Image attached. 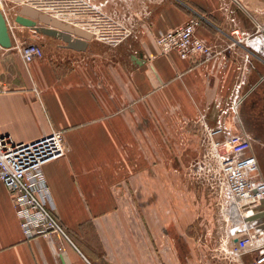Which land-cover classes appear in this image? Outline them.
Masks as SVG:
<instances>
[{
    "label": "crops",
    "instance_id": "1",
    "mask_svg": "<svg viewBox=\"0 0 264 264\" xmlns=\"http://www.w3.org/2000/svg\"><path fill=\"white\" fill-rule=\"evenodd\" d=\"M91 5L99 11L79 20L94 33L85 51L14 23L13 47H0V137L23 143L64 132L66 155L43 171L72 242L25 237L0 182V264H189L199 252L182 232L194 221L182 196L194 188L178 178L202 159L207 131L237 84L242 95L254 77L264 80V0H243V9L232 0ZM193 18L201 20L196 36L216 55L163 53L159 34ZM117 23L131 28L127 37L104 30ZM236 29L252 36L248 44L237 42ZM34 41L44 57L25 64L17 46ZM200 258L229 264L221 251Z\"/></svg>",
    "mask_w": 264,
    "mask_h": 264
},
{
    "label": "built area",
    "instance_id": "2",
    "mask_svg": "<svg viewBox=\"0 0 264 264\" xmlns=\"http://www.w3.org/2000/svg\"><path fill=\"white\" fill-rule=\"evenodd\" d=\"M31 1L37 2L32 4ZM232 2L243 9V0ZM10 4L19 6V10L23 5L31 6L64 23L84 29V20L80 24V18L99 11L98 7L91 5V0H0V9L9 28L11 23L5 9ZM15 17L13 23L18 25ZM76 19L78 22H74ZM200 24V19L193 18L182 27L160 33L157 44L163 53L175 51L182 58L200 55L206 60L211 59L216 55L214 47L195 34ZM117 25L105 24L104 30L109 33L110 30L117 31V37H124V26ZM233 34L240 43L248 44L252 38L239 29L234 30ZM17 49L25 64L41 59L45 54L43 46L36 43L19 45ZM241 85L237 84L229 102L220 108L215 127L207 131L206 151L197 161L195 171L212 176V188L223 207L224 219L232 222L226 238L221 241L224 259L229 264H264V180L258 159L251 152V138L239 118V106L243 100ZM65 155V134L61 130L23 143L15 142L10 136L0 137V182L13 195L21 230L28 239L58 234L72 243L54 215L51 193L43 171L46 164ZM256 215L260 216L251 219Z\"/></svg>",
    "mask_w": 264,
    "mask_h": 264
},
{
    "label": "rangeland",
    "instance_id": "3",
    "mask_svg": "<svg viewBox=\"0 0 264 264\" xmlns=\"http://www.w3.org/2000/svg\"><path fill=\"white\" fill-rule=\"evenodd\" d=\"M31 2L36 4L34 2L37 1ZM18 10L19 6H16V4H10L6 7L5 13H8L7 19L11 24L14 22ZM93 15L96 16L97 20H101L100 14ZM119 24L123 25L122 23ZM123 26L124 37H127L131 28L126 25ZM36 44L41 45L39 41ZM95 44L97 43L93 42L92 45ZM96 51H101V48ZM254 78L255 80L252 81L254 88L247 87L243 91V100L239 106V118L244 130L251 138L254 152L258 158L260 172L264 176V80L257 81L259 78ZM196 163H189L186 171L183 172L184 175L178 178V180H182V183L186 181L188 190L194 188L182 196L183 202L187 204L189 210L194 211V221L189 223L187 227L183 226L182 232L186 233L189 238L187 243L189 250L199 252V257L196 260L190 258L191 263L189 264H202L200 263L202 261L200 257L203 253L206 255L215 251L220 253L222 250L221 241L226 238L227 232L232 227V222L225 220L222 214L223 207L219 204L220 201L218 202L217 195L212 188V176L197 174L195 171L198 168Z\"/></svg>",
    "mask_w": 264,
    "mask_h": 264
},
{
    "label": "water",
    "instance_id": "4",
    "mask_svg": "<svg viewBox=\"0 0 264 264\" xmlns=\"http://www.w3.org/2000/svg\"><path fill=\"white\" fill-rule=\"evenodd\" d=\"M15 22L22 26L33 29L36 33L59 38L65 43V48L76 51H85L89 42L93 39V33L80 26L64 23L60 19L51 17L28 5H23ZM0 47L10 49L13 41L6 17L0 9ZM264 214V213H263ZM260 215H256L254 219Z\"/></svg>",
    "mask_w": 264,
    "mask_h": 264
}]
</instances>
